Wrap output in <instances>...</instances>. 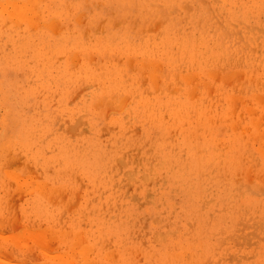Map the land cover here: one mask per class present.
Returning <instances> with one entry per match:
<instances>
[{"label":"rangeland","instance_id":"1","mask_svg":"<svg viewBox=\"0 0 264 264\" xmlns=\"http://www.w3.org/2000/svg\"><path fill=\"white\" fill-rule=\"evenodd\" d=\"M67 1L0 0V264H264V0Z\"/></svg>","mask_w":264,"mask_h":264},{"label":"bare ground","instance_id":"2","mask_svg":"<svg viewBox=\"0 0 264 264\" xmlns=\"http://www.w3.org/2000/svg\"><path fill=\"white\" fill-rule=\"evenodd\" d=\"M69 1H70V0H69ZM69 1H67V2H69ZM73 1H74V0H73ZM131 1H132V0H131ZM139 1H140V0H139ZM141 1H142V0H141ZM141 1H140V3H141ZM144 1H145V0H144ZM161 1H162V0H161ZM9 2H10V1H9ZM57 2H58V0H57ZM57 2H56V3H57ZM70 2H71V1H70ZM35 3H36V2H35ZM54 3H55V2H54ZM58 3H59V2H58ZM61 3H62V2H61ZM77 3H78V1H77ZM152 3H153V2H152ZM161 3H162V2H161ZM69 4H72V2L69 3ZM153 4H154V3H153ZM14 5H16V4H14ZM29 5H30V4H29ZM56 5H57V4H56ZM75 5H76V4H75ZM129 5H130V4H129ZM134 5H135V4H134ZM137 5H138V4H137ZM142 5H143V4H142ZM149 5H151V3H150ZM68 6H69V5H68ZM70 6H73V4L70 5ZM130 6H132V5H130ZM144 6H146V5H144ZM159 6H160V5H159ZM164 6H165L164 4H163V6H162V4H161V7H164ZM18 7H19V9L22 8V7H20V6H18ZM64 7H65V6H64ZM64 7H62V9H63ZM75 7H76V6H75ZM27 8H28V7H27ZM27 8H26V9H27ZM69 8H70V7H69ZM69 8H68V10L72 11V10L74 9V6L72 7V9H71V8L69 9ZM136 8H139V7H136ZM75 9H76V8H75ZM169 9H172V7H170ZM31 10H32V8H31ZM36 10H37V9H36ZM68 10H66V11H68ZM33 11H34V9H33ZM37 11L39 12V10H37ZM53 11H54V10H53ZM61 11H62V10H61ZM61 11H59V12H61ZM147 11H148V10H147ZM174 11H175V10H174ZM21 12H22V11H21ZM170 12H171V11H170ZM50 13H51V12H50ZM57 13H58V12H57ZM57 13H56V14H57ZM12 14H14V16L16 17V14H17V13L15 14V13L12 12ZM37 14H38V13H37ZM51 14H52V13H51ZM59 14H60V13H59ZM62 14H64V13H62ZM80 14H81V13H80ZM80 14H79V15H80ZM66 15H68V14H66ZM14 16H13V17H14ZM19 16H23V14L21 13V14H19ZM34 16H35V15H34ZM11 17H12V16H11ZM15 17H14V18H15ZM25 17H26V15L23 16V18H25ZM38 17H39V15H36L35 20H36ZM78 17H80V16H77V18H78ZM11 19H12V18H11ZM32 19H33V18L31 17L30 20L32 21ZM41 19H42V18H41ZM12 20H13V19H12ZM78 20H79V18L77 19V21H78ZM189 20H190V19H189ZM33 21H34V20H33ZM33 21H32V22H33ZM37 21H38V20H37ZM37 21H36V23H37ZM79 21H80V20H79ZM52 22H53V23L51 24V26L54 27V25H55L54 23H55V22H54V21H52ZM169 22H171V21H169ZM169 22H168V23H169ZM30 23H31V22H30ZM34 23H35V21L33 22V24H34ZM56 23H57V22H56ZM58 23H59V22H58ZM31 24H32V23H31ZM37 24H38V23H37ZM34 25H35V24H34ZM38 25H39V24H38ZM38 25H36V26H38ZM48 25H49V24H48ZM56 25H57V24H56ZM168 25H169V24H168ZM62 27H64V26H62ZM58 28H60V27H58ZM58 28H57V30H58ZM53 29H55V28H53ZM53 29H52V30H53ZM201 29H202V28H201ZM201 29H200V30H201ZM208 29H209V28H208ZM210 29H211V28H210ZM214 29H216V28H214ZM86 30H87V29H86ZM167 30H168V29H167ZM165 31H166V30H165ZM206 31H207V30H206ZM209 31H211V30H209ZM168 32H169V31H168ZM170 32L172 33L173 31L170 30ZM170 32H169V33H170ZM56 33H57V32H56ZM169 33H168V34H169ZM174 33H175V31H174ZM175 34H176V33H175ZM176 35H177V34H176ZM181 35H182V34H181ZM170 36H171V35H170ZM183 36H184V34H183ZM183 36H182V37H183ZM191 36H193V35H191ZM175 37H176V36H175ZM178 37H180V36H178ZM186 37H187V36H186ZM194 37H195V35H194ZM196 37H197V36H196ZM167 39H169V38H167ZM173 39H174V38H173ZM181 39H182V38H181ZM187 39H188V38H187ZM197 39H198V37H197ZM179 40H180V39H179ZM189 40H190V39H189ZM191 40H192V39H191ZM172 41H173V40H172ZM183 41H184V40H183ZM146 42H148V41H146ZM161 42H162V41H161ZM174 42H175V40H174ZM178 42H179V41H178ZM189 42H190V41H189ZM162 43H165V42H162ZM170 43H171V42H170ZM175 43H176V42H175ZM180 43H184V42H180ZM187 43H188V42H187ZM160 44H161V43H160ZM160 44H159V45H160ZM165 44H166V43H165ZM89 46H90V45H89ZM154 46H155V45H154ZM173 46L175 47V45H173ZM182 46H183V45H182ZM147 47H149V46H147ZM147 47H146V48H147ZM160 47H161V46H160ZM160 47H159V48H160ZM178 47L180 48L179 45H178ZM193 47H194V46H193ZM155 48H157V47H155ZM164 48H165V46H164L162 49H164ZM151 49H152V48H151ZM184 49H186V48H184ZM187 49H188V48H187ZM172 50H174V49H172ZM156 51H158V50H156ZM162 51L164 52V50H162ZM168 51H169V50H168ZM180 51H181V50H180ZM182 51H183V50H182ZM191 51H192V50H191ZM193 51H194V50H193ZM148 52H149V51H148ZM151 52H152V51H151ZM158 52H159V51H158ZM195 52H196V51H195ZM197 52H199V51H197ZM197 52H196V53H197ZM148 54H149V53H147V54H145V55H148ZM168 56H169V55H168ZM180 57H181V56H180ZM72 58H73V57H72ZM78 58H79V57H78ZM90 58L92 59V57H90ZM167 58H168V57H167ZM192 58H194V57H192ZM197 58H198V57H197ZM182 59H183V57H182ZM186 59H187V58H186ZM207 59H208V58H207ZM209 59H210V57H209ZM71 60H72V59H71ZM128 60H129V59H128ZM128 60H127V61H128ZM189 60H190V59H189ZM192 60H193V59H192ZM192 60H191V61H192ZM120 61H121V59H120ZM187 61H188V60H187ZM194 61H195V60H194ZM196 61H197V60H196ZM118 62H119V61H118ZM183 62H184V61H183ZM188 62H189V61H188ZM133 63H134V62H133ZM149 63H150V62H149ZM149 63H147V65H148ZM152 63H153V62H152ZM131 69H132V67H131ZM153 69H154V67H153ZM144 71H145V70H144ZM145 72H146V71H145ZM154 73H155V72H154ZM155 76H156V75H155ZM157 76H158V75H157ZM158 77H159V76H158ZM209 77H210V76H209ZM159 79H160V78H159ZM159 86H160V85H159ZM163 87H164V86H163ZM191 89H192V88H191ZM191 89H190V90H191ZM190 94H191V93H190ZM156 100H157V99H156ZM158 100H159V99H158ZM158 100H157V101H158ZM169 102H170V101H169ZM176 102H177V101H176ZM168 104H169V103H168ZM147 105H148V104H147ZM143 106H144V105H143ZM174 106H176V105H174ZM178 106H179V105H178ZM150 107H151V106H150ZM176 107H177V106H176ZM176 107H174V108H176ZM182 107H183V106H182ZM182 107H181V108H182ZM184 108H185V107H184ZM191 108H192V107H191ZM149 110H150V108H149ZM177 110H178V109H177ZM177 110H176V111H177ZM179 111H181V110L179 109ZM182 113H183V112H182ZM154 114H155V113H154ZM179 115H180V113H179ZM181 115H183V114H181ZM181 115H180V116H181ZM148 116H149V115H148ZM179 118H180V117H179ZM77 119H78V118H77ZM154 119H158V118H154ZM158 120H160V119H158ZM174 120H175V119H174ZM176 120H177V119H176ZM79 121H80V119L78 120V122H79ZM81 121H82V120H81ZM148 121H149V120H148ZM151 121H152V120H151ZM153 121H154V120H153ZM177 121H178V120H177ZM179 121H180V120H179ZM181 121H182V120H181ZM72 129H73V127H72ZM202 142H203V141H202ZM202 142H201V143H202ZM206 143H207V142H206ZM198 145H199V144H198ZM200 145H201V144H200ZM204 145H205V144H204ZM204 145H203V147H204ZM228 146H229V145H228ZM200 147H202V145H201ZM207 147H208V146H207ZM231 147H232V146H231ZM210 149H212V148H210ZM202 152H203V151H202ZM202 152H201V153H202ZM190 155H191V154H190ZM169 156H170V155H169ZM233 156H234V155H233ZM170 157H171V156H170ZM199 157H200V156H199ZM209 157H210V156H209ZM172 158H174V157H172ZM170 159H171V158H170ZM190 160H191V159H190ZM209 160H210V159H209ZM192 161H194V159H193ZM199 161H200V160H199ZM202 161H203V160H202ZM213 161H215V160H213ZM119 163H120V162H119ZM192 163H193V162H192ZM206 163H207V162H206ZM206 163H205V164H206ZM157 164H158V163H157ZM197 164H198V163H197ZM202 164H203V163H202ZM208 164H209V163H208ZM121 165H122V164H121ZM203 165H204V164H203ZM199 166H200V165H199ZM206 166H207V165H206ZM202 167H203V166H202ZM161 168H162V166H161ZM190 168H191V167H190ZM200 168H201V167H199V169H200ZM203 168H204V167H203ZM196 169H197V168H196ZM201 169H202V168H201ZM192 171H193V170H192ZM131 172H132V171H131ZM198 172H199V171H198ZM193 173H194V172H193ZM155 175H156V174H155ZM178 175H179V174H178ZM193 176H195V174H194ZM189 177H190V176H189ZM133 179H134V178H133ZM144 179H145V178H144ZM134 180H135V179H134ZM135 181H136V180H135ZM48 190H49V189H48ZM48 192H49V191H48ZM41 194H43V193H41ZM50 195H51V194L49 193V195L46 194L45 196H50ZM96 197H97V196H96ZM48 199H50V198H48ZM122 205H123V204H122ZM262 205H263V204H262ZM99 206H100V205H99ZM99 208H100V207H99ZM100 209H102V207H101ZM40 210H41V209H40ZM39 212H40V211H39ZM115 224L117 225V223H115ZM263 225H264V222H263ZM108 228H109V227H108ZM263 228H264V227H263ZM109 231H110V230H109ZM162 235H164V234H162ZM155 236H156V235H155ZM164 237H165V235L163 236V239H164ZM155 238H156V237H155ZM164 240H165V239H164Z\"/></svg>","mask_w":264,"mask_h":264}]
</instances>
